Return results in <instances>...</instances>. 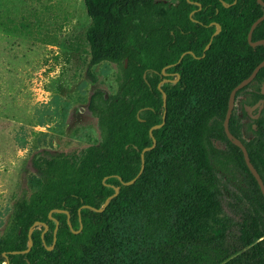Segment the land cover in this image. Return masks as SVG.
Here are the masks:
<instances>
[{
	"label": "trees",
	"instance_id": "trees-1",
	"mask_svg": "<svg viewBox=\"0 0 264 264\" xmlns=\"http://www.w3.org/2000/svg\"><path fill=\"white\" fill-rule=\"evenodd\" d=\"M83 3L87 74L114 65L116 90L89 96L96 144L30 156L27 188L0 227V264H264V198L223 130L231 90L264 60V44L247 42L264 6L257 0ZM260 40L264 20L251 35ZM164 79L165 122L150 136L162 123ZM263 84L264 67L235 100L252 86L243 103L264 101ZM246 129L248 140L231 116L229 131L264 184V107ZM152 138L156 146L144 153L143 173L123 185L138 174ZM116 189L102 212L83 207L100 209Z\"/></svg>",
	"mask_w": 264,
	"mask_h": 264
},
{
	"label": "rangeland",
	"instance_id": "rangeland-1",
	"mask_svg": "<svg viewBox=\"0 0 264 264\" xmlns=\"http://www.w3.org/2000/svg\"><path fill=\"white\" fill-rule=\"evenodd\" d=\"M88 24L83 0H0V227L27 188L33 153L78 151L99 139L88 99L95 89L115 92L117 68L102 63L88 76ZM254 92L232 111L244 140L251 121L241 104Z\"/></svg>",
	"mask_w": 264,
	"mask_h": 264
},
{
	"label": "water",
	"instance_id": "water-1",
	"mask_svg": "<svg viewBox=\"0 0 264 264\" xmlns=\"http://www.w3.org/2000/svg\"><path fill=\"white\" fill-rule=\"evenodd\" d=\"M257 2L261 5L264 6V3L261 1V0H257ZM197 4V3H195ZM264 20V14L259 17L250 27L249 29V32H248V36H247V42L248 44L251 46V47H255V46H258V45H262L264 44V40H260V41H256V42H252L251 41V35H252V32L254 31L255 27ZM217 29L219 30V27L217 26ZM210 44L207 45V47L209 46ZM188 54H192L191 52H188ZM185 54H183L179 61L181 60V58L184 56ZM125 66H126V60H125ZM264 67V60L261 61L252 71V73L244 80H242L240 83H238L230 92L229 94V98H228V105H227V110H226V114H225V117H224V121H223V130H224V133L227 137V139L232 143L234 144L236 147H238L241 152H242V155H243V159H244V162H245V165L246 167L248 168V170L250 171V173L252 174V176L254 177V179L256 180L257 182V185L259 186V189L261 191V194L264 198V184L259 176V174L257 173V171L255 170V168L252 166V164L250 163V159L248 157V153L246 151V148L244 147V145L242 144V142L237 139L236 137H234L230 131H229V121H230V118H231V115H232V111H233V108H234V105H235V97H236V94L238 91L242 90L243 88L247 87L253 80L254 78L256 77L257 73L259 72L260 69H262ZM162 73H163V70H162ZM145 74L143 75V79L145 80ZM167 82L166 80L163 82L165 83ZM173 83H175L176 81L173 80L171 81ZM161 84L160 83L158 85V89L160 90V92L163 94V91L161 90ZM260 94L261 95H264V84L261 86V89H260ZM165 106H166V103H165V95L163 94V107H164V111H163V115H162V123L156 127H152L150 128L149 130V135L151 136V132L153 129L155 128H160L164 125V122H165ZM264 107V101L263 100H260L259 103L256 105V106H253V107H249V106H245L244 109H245V112L247 113V115L250 117V119L252 120H257L259 117H260V114H261V111ZM257 109V113L256 115H252V112L256 109ZM254 128V127H253ZM156 146V141L154 138H152V145L150 147H146L144 148L142 151H141V154H140V158H141V167H140V170L138 172V174L136 175L135 178H133L131 181L129 182H121L123 185L125 186H129V185H132L140 176L141 174L143 173V169H144V153L145 152H148L152 149H154ZM121 181V180H120ZM117 191L118 189H116L115 193L111 196H109L107 198V200L105 201L104 205L100 208V209H96V208H92V207H89V206H83L85 208H88V209H91L92 211L94 212H102L105 207L107 206L109 200H111L114 196H116L117 194ZM67 221H69V215H67ZM58 227V224H56V229ZM82 229V226L80 225V228L78 231H72L74 234H77L81 231ZM47 230V229H45ZM54 244H55V238H54V241H53V245L48 248V250H52L53 247H54ZM31 246V242H29V247ZM29 251V249L23 251V252H20V253H27ZM18 252H11L10 254H16ZM7 264V263H6Z\"/></svg>",
	"mask_w": 264,
	"mask_h": 264
},
{
	"label": "flooded vegetation",
	"instance_id": "flooded-vegetation-1",
	"mask_svg": "<svg viewBox=\"0 0 264 264\" xmlns=\"http://www.w3.org/2000/svg\"><path fill=\"white\" fill-rule=\"evenodd\" d=\"M187 53H188V52H187ZM191 53H192V52H191ZM183 54H186V53H183ZM183 54H182V55H183ZM182 55H181V56H182ZM181 56H180V57H181ZM176 75H177V74H176ZM178 78H179V77H178V75H177V79H178ZM165 80H166L167 82L169 81V80H167V79H164V80L162 81V84H163V82H164ZM175 81H177V80H175ZM165 83H166V82H165ZM235 101H236V100H235ZM245 101H246V100H245ZM243 102H244V101H243ZM243 102H242V104H241V110H242V113L245 111L244 107L247 106V105H246L245 103H243ZM258 103H259V101H257L256 103H254L252 106H249V107L256 106ZM257 109H258V108H256V109L252 112V115H256V113H257ZM245 113H246V112H245ZM243 115H244V113H243ZM231 116H232V115H231ZM246 116L248 117V119H249L251 122H252V121H256V120H252V119H250V117L247 115V113H246ZM230 119H231V118H230ZM258 119H259V118H258ZM258 119H257V120H258ZM236 121H237V119H236ZM237 124H239L238 121H237ZM239 125H240V124H239ZM217 143L219 144V142H217Z\"/></svg>",
	"mask_w": 264,
	"mask_h": 264
}]
</instances>
